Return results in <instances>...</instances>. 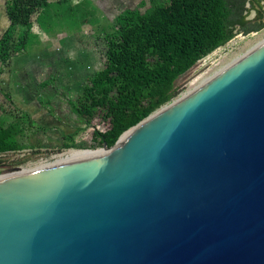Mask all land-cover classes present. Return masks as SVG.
Segmentation results:
<instances>
[{
	"label": "water",
	"instance_id": "95a60500",
	"mask_svg": "<svg viewBox=\"0 0 264 264\" xmlns=\"http://www.w3.org/2000/svg\"><path fill=\"white\" fill-rule=\"evenodd\" d=\"M103 146L0 184V264H264V41Z\"/></svg>",
	"mask_w": 264,
	"mask_h": 264
},
{
	"label": "trees",
	"instance_id": "16d2710c",
	"mask_svg": "<svg viewBox=\"0 0 264 264\" xmlns=\"http://www.w3.org/2000/svg\"><path fill=\"white\" fill-rule=\"evenodd\" d=\"M48 1L5 0L9 25L0 36V62L24 49L33 17ZM229 10L227 0H169L159 13L129 11L113 24L104 38L103 65L72 94L69 105L81 124L64 146L79 147L77 133L99 117L109 127L95 129L93 141L111 147L126 130L171 103L180 93L179 77L232 39ZM23 122L20 115L0 120V154L28 147Z\"/></svg>",
	"mask_w": 264,
	"mask_h": 264
},
{
	"label": "rangeland",
	"instance_id": "374dc122",
	"mask_svg": "<svg viewBox=\"0 0 264 264\" xmlns=\"http://www.w3.org/2000/svg\"><path fill=\"white\" fill-rule=\"evenodd\" d=\"M168 5L169 0L48 1L46 9L33 17L24 50L12 54L24 52L15 59V71L4 65L9 60L0 62V119L10 121L22 116L24 142L28 145L0 154V177L33 168L31 163L41 157L65 156L70 149L109 151L93 141L95 129L105 131L109 127V122L99 117L88 129L79 130L76 135L79 147L64 146L66 136L78 131L81 124L69 106L72 94L87 75L103 65L104 38L113 24L129 11L147 15L151 8L159 13ZM5 6V0H0V36L9 25ZM262 41L264 31L237 37L199 61L179 77L180 93L171 103ZM32 63L35 64L26 65Z\"/></svg>",
	"mask_w": 264,
	"mask_h": 264
},
{
	"label": "flooded vegetation",
	"instance_id": "af4514ba",
	"mask_svg": "<svg viewBox=\"0 0 264 264\" xmlns=\"http://www.w3.org/2000/svg\"><path fill=\"white\" fill-rule=\"evenodd\" d=\"M232 39L264 31V0H227ZM229 41V42H230Z\"/></svg>",
	"mask_w": 264,
	"mask_h": 264
},
{
	"label": "bare ground",
	"instance_id": "6f19581e",
	"mask_svg": "<svg viewBox=\"0 0 264 264\" xmlns=\"http://www.w3.org/2000/svg\"><path fill=\"white\" fill-rule=\"evenodd\" d=\"M134 132V130H130L128 132H126L123 137H122V140H124L125 138H127L129 135H131L132 133ZM105 149V148H104ZM109 151H101V150H93V149H70L69 151H67V154L65 156H63L60 160H72L74 158H77V157H80V156H83V155H88V154H105V153H108ZM32 170V169H31ZM31 170H20V171H17V172H14V173H11L10 175H7V176H3V177H0V184L5 182V181H8L12 178H15V177H18L24 173H27Z\"/></svg>",
	"mask_w": 264,
	"mask_h": 264
},
{
	"label": "built area",
	"instance_id": "2783aa9c",
	"mask_svg": "<svg viewBox=\"0 0 264 264\" xmlns=\"http://www.w3.org/2000/svg\"><path fill=\"white\" fill-rule=\"evenodd\" d=\"M11 152V151H10ZM63 156H58L57 155H51L50 157H41L37 160H35L34 162L31 163V165L33 166V168H28L25 170H34V169H38L41 168L43 166H46L48 164H51L53 162L59 161Z\"/></svg>",
	"mask_w": 264,
	"mask_h": 264
},
{
	"label": "crops",
	"instance_id": "0c3cea01",
	"mask_svg": "<svg viewBox=\"0 0 264 264\" xmlns=\"http://www.w3.org/2000/svg\"><path fill=\"white\" fill-rule=\"evenodd\" d=\"M6 5V4H5ZM6 7V6H5ZM6 10V9H5ZM6 12V11H5ZM4 30H6V28L4 29ZM3 30V31H4ZM24 49H22V51H23ZM21 54H24V52H22V53H16L14 56H12L10 59H9V61L7 62V63H5L4 65H6L7 67H8V69H9V71L11 70V72H14L15 71V69L17 68V65L15 66V59H16V57L17 56H19V55H21ZM33 64H35V63H32V64H26V65H28V66H30V65H33ZM15 66V67H14ZM6 77H7V74H6ZM7 80H9V78H6ZM61 106V105H60ZM59 106V107H60ZM70 106V105H69ZM71 108V107H70ZM1 120V119H0Z\"/></svg>",
	"mask_w": 264,
	"mask_h": 264
}]
</instances>
